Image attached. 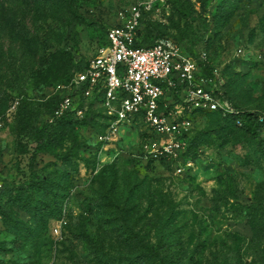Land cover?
I'll use <instances>...</instances> for the list:
<instances>
[{"label":"rangeland","instance_id":"obj_1","mask_svg":"<svg viewBox=\"0 0 264 264\" xmlns=\"http://www.w3.org/2000/svg\"><path fill=\"white\" fill-rule=\"evenodd\" d=\"M140 1L0 0V264H264V149L227 114H189L187 156L164 165L144 123L108 139L97 109L30 139ZM137 37L204 54L221 104L264 116V0H165Z\"/></svg>","mask_w":264,"mask_h":264},{"label":"built area","instance_id":"obj_2","mask_svg":"<svg viewBox=\"0 0 264 264\" xmlns=\"http://www.w3.org/2000/svg\"><path fill=\"white\" fill-rule=\"evenodd\" d=\"M164 2L142 0L126 21L107 30L104 47L74 69L67 85L55 86L59 98L53 116L70 113L82 119L88 107L97 109L109 122L108 139L119 126L139 119L160 140L152 159L175 161L184 153V141L192 129L189 114L236 112L221 104L216 91L209 88L215 70L210 77L201 74L204 54L195 58L167 38L147 47L137 45L142 14L158 12ZM175 96H181V105L174 102ZM17 105L18 99H14L9 113ZM176 171L180 173L182 168L178 166ZM63 225L56 222L52 234L60 237Z\"/></svg>","mask_w":264,"mask_h":264},{"label":"trees","instance_id":"obj_3","mask_svg":"<svg viewBox=\"0 0 264 264\" xmlns=\"http://www.w3.org/2000/svg\"><path fill=\"white\" fill-rule=\"evenodd\" d=\"M58 1H60L61 3L65 4V5L69 4V0H58ZM177 5L178 4L176 1L174 6H177ZM143 14H151V13H143ZM107 30H106V32H107ZM106 32H105V36H106ZM105 36H104V45L106 44ZM137 41H138L137 42L138 46H145V47L149 46V45L143 44L142 41H140L139 39H137ZM176 43L180 44L178 42H176ZM189 54H191V52H189ZM199 65L201 67V74L204 77H210L212 74L213 67L208 62H204V63H201ZM14 99H18V105H19V103L21 102V98L16 97ZM57 105H58V101H57ZM57 105L55 106L54 110L57 108ZM54 110H53V112H54ZM90 110H94V109H92L91 107H88L86 109L85 115L82 119H76L70 113H65L61 117L56 118L53 116V112H52V121L51 122H44L40 128L34 129L32 131V133L30 134V139L37 142V144L40 146V145L46 143L49 128L52 127L54 124H56L57 122L63 123V122L84 121V118L86 117L87 112H90ZM234 111L236 113L230 114L227 116H229L234 121V123L244 132V134L248 138L254 140L256 145L259 148L264 149V116L260 115L257 112H248V111H244V110H241L239 108H236V107H234ZM96 113L101 114V112L99 110H96ZM210 113L222 114L221 112H218V111L217 112H210ZM106 120H107V118H106ZM184 154L186 155V151H184L183 155ZM154 162H158V164L164 165V164H167L168 161H166L164 159L149 160L147 162V165H152ZM146 248H147V251L151 253L150 247H146Z\"/></svg>","mask_w":264,"mask_h":264}]
</instances>
